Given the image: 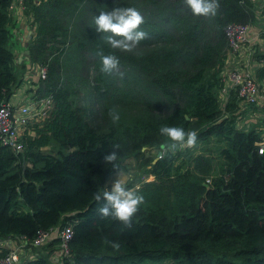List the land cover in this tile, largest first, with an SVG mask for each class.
I'll use <instances>...</instances> for the list:
<instances>
[{"label":"trees","instance_id":"trees-1","mask_svg":"<svg viewBox=\"0 0 264 264\" xmlns=\"http://www.w3.org/2000/svg\"><path fill=\"white\" fill-rule=\"evenodd\" d=\"M257 1L218 0L216 16L206 18L184 0H26L30 64L46 66L37 93L51 97V110L41 127L32 126L33 136H22L20 151L0 145V242H9L0 258L14 245L29 255L18 264H54L59 238L33 241L69 226L61 264H264L262 137L239 127L235 92L221 105L217 98L224 28L253 23L256 5L264 9ZM116 5L144 18L147 38L132 52L111 48L95 30L100 12ZM8 6L0 0V104L19 84ZM98 51L118 57L122 80L100 72ZM249 55L253 79L264 84V54ZM80 67L93 71L87 88L96 110L77 101L85 86L75 77ZM162 125L195 130L196 147L153 164L169 143ZM113 145L120 166L130 160L142 169V178L125 185L144 197L130 229L101 219L94 200L114 172L103 161Z\"/></svg>","mask_w":264,"mask_h":264},{"label":"clouds","instance_id":"clouds-1","mask_svg":"<svg viewBox=\"0 0 264 264\" xmlns=\"http://www.w3.org/2000/svg\"><path fill=\"white\" fill-rule=\"evenodd\" d=\"M195 16L215 17L219 7L218 0H184ZM144 18L140 12L133 7L114 6L110 11L100 12L95 18V30L102 34V38L111 48L121 52H132L138 47L141 41L147 38V33L141 29ZM100 58V72L105 75H116L121 80L124 73L120 71V61L115 55H105L98 51ZM109 116L113 123L120 119L118 111L112 109ZM160 135L166 137L169 143L161 144L160 152L153 164L164 160L169 152H174L177 147L191 150L196 147L198 134L195 130L185 131L182 127L162 125L159 129ZM119 145H113V150L103 157L104 165H109L118 175V179L113 183L111 189H105L102 193L97 192L94 200L100 205L97 214L101 219H112L119 221L125 228H131L133 217L140 210L144 203V197L136 191L127 188L120 180L123 174L118 163ZM146 150L145 149H142ZM112 247L119 248L118 243H113Z\"/></svg>","mask_w":264,"mask_h":264},{"label":"built area","instance_id":"built-area-1","mask_svg":"<svg viewBox=\"0 0 264 264\" xmlns=\"http://www.w3.org/2000/svg\"><path fill=\"white\" fill-rule=\"evenodd\" d=\"M26 0H9L8 10L14 6L23 7ZM249 25L228 24L224 28V34L228 41V48L231 54H236L232 66L227 69L223 67L221 71L220 94L227 96L230 91L236 93L239 108H248L249 106L257 107L264 112V84L256 83L251 72L247 70L249 53L243 49L248 44ZM240 48L242 50L240 51ZM227 56V55H226ZM241 62V65L239 63ZM237 68H233L234 66ZM250 69V68H249ZM35 72L38 81H44L47 74L46 66L35 65ZM37 86L31 87L24 94H12L11 98L14 104L9 101L0 104V145L16 152L22 149V136H33L32 126L41 127L47 119L51 110V97L37 94ZM222 93H221V92ZM264 142L260 143L259 152L262 151ZM56 236L60 240L58 250L55 251L50 261L58 262L60 257L66 255V243L70 238V227L66 226L59 231L56 229ZM52 232V231H51ZM47 233H38L33 241L35 245H41L47 238L51 237ZM9 242H0V247L5 248ZM19 249L8 250L0 258V264H18ZM29 258V256L27 257ZM56 262H53L54 264ZM60 263V261L58 262ZM57 263V264H58Z\"/></svg>","mask_w":264,"mask_h":264},{"label":"rangeland","instance_id":"rangeland-1","mask_svg":"<svg viewBox=\"0 0 264 264\" xmlns=\"http://www.w3.org/2000/svg\"><path fill=\"white\" fill-rule=\"evenodd\" d=\"M9 11V10H8ZM30 15V14H28ZM32 21V18H31ZM252 23L249 25L251 26ZM262 33L257 32V35L260 37ZM12 42V40H10V43ZM258 44V42H257ZM257 48V49H256ZM245 50H247V53L252 54V52H254L255 55H260V54H264V39H262L261 42V46L258 45H252V47L248 46V44H245L244 48ZM242 50V48H240V51ZM227 55V59L224 63V69L227 68L229 69L232 66V62L234 59H236V54H231L229 52V48L226 52ZM251 55H249L248 57V64H247V70H249L250 72V66L253 64V60L250 58ZM239 65H241V62L239 63ZM238 66H234L233 68H237ZM254 67V66H253ZM252 75V74H251ZM93 76V71L91 69H86L84 67H80L77 73L76 79L79 80L80 82H82L85 86H82L79 89V94L77 96V101H79V105L83 106L85 105L87 102H90L93 109L96 110L98 109V104L94 102V97L89 94L88 92V88H87V83L89 81H91ZM86 77V79H85ZM37 78H36V84H37ZM35 84V85H36ZM37 86V85H36ZM38 87V86H37ZM221 92V91H220ZM37 93V92H36ZM222 93V92H221ZM39 94V93H37ZM217 98H218V104L221 105L223 103V101L227 98V96H224L223 94H220L219 92L217 93ZM10 102L12 101L11 99L9 100ZM236 105L238 107L237 109V113L236 117H237V122L239 124V127L243 130H247L251 127L259 130V134L262 137V142H264V126L262 123H264V112H262L259 108L257 107H253V106H249L246 109H243L242 105L239 108V104H238V100L236 99ZM209 145V144H208ZM207 145V147H208ZM210 149V147H208ZM262 149H264V147H262ZM41 150L43 151H48V148H42ZM175 150H181V148L177 147ZM152 153V152H151ZM207 153V152H205ZM153 154V153H152ZM155 155V154H154ZM157 155V154H156ZM121 170H122V175L120 176V180L121 182L126 185L129 181L132 183H135V181L139 180L140 178L143 177L142 175V169L137 168V166L134 164V162H131L130 160H126L121 166H120ZM118 179V175L117 173L114 171L112 173H110L104 183V189H111L113 183ZM147 179L150 180V178L148 177ZM56 231H52L51 232V236L52 238L56 236ZM18 248L17 246H11L10 248H7L8 250H12V249H16ZM19 249V255H18V259H23V258H27L29 255L26 254L25 251H23L21 248ZM56 262V261H53ZM58 263V262H57ZM61 264V263H58Z\"/></svg>","mask_w":264,"mask_h":264},{"label":"crops","instance_id":"crops-1","mask_svg":"<svg viewBox=\"0 0 264 264\" xmlns=\"http://www.w3.org/2000/svg\"><path fill=\"white\" fill-rule=\"evenodd\" d=\"M254 1L256 2L257 0ZM262 4L263 2L256 5L257 12L255 21L250 26L248 32V46L250 47L253 44L261 46L262 39H264V9L261 7ZM28 14L24 13V7L18 6H14L8 11L9 27L12 34L10 50L14 56L15 76L19 81L18 86L14 90V94L16 95L24 94L31 87L37 85L35 82L37 78L35 72L36 64H30L28 51L29 41L34 36V25L31 21V15ZM257 32L262 33L260 37L257 35ZM9 103L14 104L13 100L11 102L9 101Z\"/></svg>","mask_w":264,"mask_h":264},{"label":"water","instance_id":"water-1","mask_svg":"<svg viewBox=\"0 0 264 264\" xmlns=\"http://www.w3.org/2000/svg\"><path fill=\"white\" fill-rule=\"evenodd\" d=\"M27 53V52H26Z\"/></svg>","mask_w":264,"mask_h":264}]
</instances>
